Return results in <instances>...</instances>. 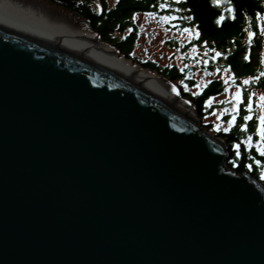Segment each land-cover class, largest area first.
Here are the masks:
<instances>
[{
    "label": "water",
    "instance_id": "obj_1",
    "mask_svg": "<svg viewBox=\"0 0 264 264\" xmlns=\"http://www.w3.org/2000/svg\"><path fill=\"white\" fill-rule=\"evenodd\" d=\"M191 106L0 20V264H264V185Z\"/></svg>",
    "mask_w": 264,
    "mask_h": 264
},
{
    "label": "trees",
    "instance_id": "obj_2",
    "mask_svg": "<svg viewBox=\"0 0 264 264\" xmlns=\"http://www.w3.org/2000/svg\"><path fill=\"white\" fill-rule=\"evenodd\" d=\"M46 1L75 16L81 28L99 34L104 42L118 49L121 55H125L133 63L167 78L181 96L194 105L203 128L223 139L228 156L227 167L238 173L247 172L264 185V176L260 172L264 164L256 165L252 159L264 160V156L256 152L254 147L246 148L242 142V138L249 133L253 134V140L259 138L255 134V124L258 123L255 117L259 115L256 95L253 97V118L247 121L246 129L239 128V124L244 123L242 117L247 112L244 104L247 103L248 94L252 90H264V33L260 31L264 20L257 15L264 14L262 0H231V11L228 0H221L218 5L211 0H181L180 4L168 9H160L158 5L161 2L172 3V0H114L112 3L109 0ZM150 11L157 12V16L172 12L174 18L169 23L176 29L191 27L193 24L198 29L199 35H192L184 43H179L176 39L170 41L171 45L179 49L183 57L182 63L163 64L152 58L143 59L137 54L139 26L136 15ZM186 15H193L194 19H179ZM221 15L224 19L218 21L217 18ZM249 32L254 33L251 38ZM203 41L208 42L206 47ZM193 44L197 46L195 50L192 48ZM217 52L222 55H216ZM213 56L216 57L214 60ZM198 69L217 72V76L208 80L210 83L204 84L202 88L194 90L198 83L194 75ZM225 69L229 70L226 72ZM232 75L235 76V81L228 79L227 83L240 84L243 97L236 122L225 132L223 129L217 130L211 122L206 121L214 105L205 101L209 96L222 94L226 87L223 78ZM249 76L257 79L249 81V88H244L243 79ZM233 141L240 142L241 151V156L236 158L235 163L233 159L237 149L232 146ZM250 162L253 163L251 169L246 166Z\"/></svg>",
    "mask_w": 264,
    "mask_h": 264
},
{
    "label": "bare ground",
    "instance_id": "obj_3",
    "mask_svg": "<svg viewBox=\"0 0 264 264\" xmlns=\"http://www.w3.org/2000/svg\"><path fill=\"white\" fill-rule=\"evenodd\" d=\"M0 20L98 57L168 96L196 117L191 104L179 95L171 83L161 75L133 63L90 30L74 28L63 20L54 19L42 12L37 4L26 3L24 0H0ZM223 149H226L224 145Z\"/></svg>",
    "mask_w": 264,
    "mask_h": 264
},
{
    "label": "rangeland",
    "instance_id": "obj_4",
    "mask_svg": "<svg viewBox=\"0 0 264 264\" xmlns=\"http://www.w3.org/2000/svg\"><path fill=\"white\" fill-rule=\"evenodd\" d=\"M26 3H34L37 4L42 12L47 13V15L51 16L57 20H63L73 26L74 28H80L79 20L63 11L58 6L46 1V0H24ZM114 0H109V3H112ZM160 16L151 17L148 16L147 13H139L136 15V22L139 26V37H138V45H137V54L140 55L143 59L152 58L155 59L157 62L167 64V63H175L183 62V57L176 46L171 45L170 41L174 39L178 40L179 43H184L190 37L187 33L182 32L181 29H176L173 27L172 23L169 21H162L159 18ZM182 57V58H181ZM152 72V71H151ZM156 73V72H153ZM158 74V73H157ZM217 72H206L201 69H198L195 73L194 77L198 79V84H203L204 81L210 80L212 77H216ZM231 87L228 88V91H224L222 94L214 97L210 103L214 105L213 111L206 117L207 122H211L214 126V121L220 124V129L225 127H230L227 123L228 119L230 118L231 113L225 112L222 115L217 111L221 108H224L225 105L220 103V101L224 100L225 97H228L230 93L234 92L235 83L231 82ZM244 88H249V83L243 85ZM175 89H177L175 87ZM194 90H198L197 87ZM242 97H243V89L241 87ZM251 93H255L257 99L261 93H264V90H252ZM227 107H231V102L227 105ZM259 107L257 105V113L259 114ZM219 115V120H217V116ZM227 118V120H226ZM215 127V126H214ZM216 128V127H215ZM219 129V130H220ZM228 157V156H227ZM227 158L225 159L224 163L227 167ZM229 168V167H227ZM241 174V173H239Z\"/></svg>",
    "mask_w": 264,
    "mask_h": 264
},
{
    "label": "snow or ice",
    "instance_id": "obj_5",
    "mask_svg": "<svg viewBox=\"0 0 264 264\" xmlns=\"http://www.w3.org/2000/svg\"><path fill=\"white\" fill-rule=\"evenodd\" d=\"M211 2L213 4H219L221 2V0H211ZM262 2H264V0H262ZM181 0H172V3H167V2H161L159 3L158 7L160 9H168L173 7L176 4H180ZM228 3L230 5L229 7V11H231V0H228ZM176 11H180V9H176ZM135 15V14H134ZM148 16L151 17H156L158 15L157 12L155 11H150L147 13ZM258 16H260L261 20H264V14H260L257 13ZM160 20L162 21H169L172 20L174 18V14L172 12H169L166 15H161ZM179 19L182 20H187V21H191L194 19L193 15H186L183 17H180ZM219 20H223L224 17L223 15L219 16L218 18ZM182 32H185L188 34L189 37H191L192 35H199V31L196 28V26L193 24L191 27L189 26H184L181 29ZM260 31L262 33H264V24H262L260 26ZM254 35V33L249 32V37L251 38ZM207 41H203V44L205 45V47L207 46ZM196 45L193 44L192 48L193 50L196 49ZM209 51H212L211 49H209ZM216 55H222V53L217 52ZM216 57L213 56L212 59L214 60ZM205 63H207V61H204ZM230 68V66H229ZM217 71H220V69H216ZM229 69H225V71L227 72ZM264 75V74H262ZM224 83L226 85V87L224 88V91H228V88L231 87V85H228L227 81L228 79H232L233 81H235V76L232 75L230 77H224ZM257 79V77H246L243 79V84H248L249 81L251 80H255ZM210 83V81H204V84ZM204 85L203 84H198L196 85V87L198 89L202 88ZM235 91L230 93V95L228 97H225L224 100L220 101V103L224 104L225 107L221 108L219 110H217L221 115L225 112H229L231 113L230 118L228 119L227 123L229 126L233 125L236 122V118L237 115H239V105L242 102V91H241V85L240 84H235ZM198 93H193V95H196ZM217 95H219L217 93ZM255 93H249L248 97H247V103L244 104V108L247 110L246 114L243 115L242 119L244 121V123L239 124V128L240 129H246L247 128V121H249L250 119L253 118V97L255 96ZM214 99V97L209 96L208 99L205 101V103H208L209 101H212ZM229 102H231V107H227V105L229 104ZM255 103L258 105L260 111H259V115L255 117V119L258 121V123L255 124V134L258 135V139L253 140V134L249 133L246 137L242 138V142L243 144L246 146V148H255V151L260 153L262 156H264V93H261L259 95V98L255 101ZM217 120H219V115L217 116ZM214 126L216 127L217 130L220 129V124L216 123L215 121L213 122ZM230 130L229 127H225L223 128V131L228 132ZM232 146L234 148L237 149L236 153H235V157L233 159V163H235L236 158H239L241 156V151H240V142L238 141H233ZM254 159V163L256 165H262L264 164V160L261 159H255L254 157L252 158ZM249 169H251L253 167V163H247L246 165ZM261 175L264 176V167H261L260 169Z\"/></svg>",
    "mask_w": 264,
    "mask_h": 264
}]
</instances>
